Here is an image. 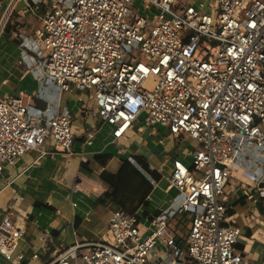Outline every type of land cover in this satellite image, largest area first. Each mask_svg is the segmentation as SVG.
<instances>
[{
  "label": "built area",
  "instance_id": "obj_1",
  "mask_svg": "<svg viewBox=\"0 0 264 264\" xmlns=\"http://www.w3.org/2000/svg\"><path fill=\"white\" fill-rule=\"evenodd\" d=\"M40 2L48 4L40 27L19 36L20 46L42 62L36 96L48 86L87 94L89 113L100 114L115 140L145 115L147 127L194 145L188 165L173 162L169 186L182 198L175 210L150 218L141 233L142 216L115 207L109 241L77 243L41 264H150L158 244L168 264H251L237 247L241 232L224 189L231 170L264 185V0H208L197 7L183 0ZM137 2L158 14L138 15ZM31 4L37 5L30 1L26 12L35 13ZM150 75L157 84L146 90ZM24 98H0V173L46 144L71 154L69 115L34 121ZM183 213L184 237L175 229ZM13 215L0 221V257L23 264L24 228Z\"/></svg>",
  "mask_w": 264,
  "mask_h": 264
},
{
  "label": "crops",
  "instance_id": "obj_2",
  "mask_svg": "<svg viewBox=\"0 0 264 264\" xmlns=\"http://www.w3.org/2000/svg\"><path fill=\"white\" fill-rule=\"evenodd\" d=\"M30 1L17 0L10 5L11 0L6 4L0 0V98L22 94L28 105V114L34 121H42L46 115L56 112L69 115L74 142L71 154L52 152L46 144L41 151H29L16 164L4 168L0 173V221L7 212L14 213L12 220H18L24 228V240L18 249L26 258H31L34 253L39 256V260L28 259L23 264H41L77 243L110 240L108 224L115 206L96 205V201L108 191L100 174L104 170L116 173L121 161H132L133 155L143 157L149 168L161 176L160 180L153 182L137 166L152 184L148 206L137 210L142 216L140 221L148 222L161 212L175 210L182 198L169 186L173 162L179 159L188 165L190 152L185 151L188 148L192 151L194 145L189 139L171 141L166 130L146 129L140 121L115 140L112 128L102 119L95 120L89 113L87 94L75 90L60 92L48 86L43 89L41 97L36 96L41 90L42 62L21 47L19 39L20 35L31 37L41 24L40 21L38 24L34 22L32 15L35 13L26 12ZM183 1L194 7L208 2ZM31 5L37 9V5ZM97 155H109L112 159L104 168L94 161ZM232 180L238 183L237 179ZM229 183L224 197L231 204L229 216L241 232L237 247L251 264H262L264 203L263 215L253 213V220L241 225L240 220L232 215L234 192ZM260 185L250 188V192L262 200L264 186ZM155 249L157 253H152L149 263L168 264L165 246L158 244ZM0 264L9 263L0 257Z\"/></svg>",
  "mask_w": 264,
  "mask_h": 264
},
{
  "label": "trees",
  "instance_id": "obj_3",
  "mask_svg": "<svg viewBox=\"0 0 264 264\" xmlns=\"http://www.w3.org/2000/svg\"><path fill=\"white\" fill-rule=\"evenodd\" d=\"M39 7L43 8V5H39ZM111 159L112 157L109 155H97L94 157V161L104 168ZM131 160L134 163L129 160H122L121 166L116 173L104 170L100 174V180L108 186V191L96 201V205L112 204L131 215L136 214L139 208L148 206L147 198L152 190V184L138 167L153 182L160 180L161 176L149 168L143 157L133 155Z\"/></svg>",
  "mask_w": 264,
  "mask_h": 264
},
{
  "label": "rangeland",
  "instance_id": "obj_4",
  "mask_svg": "<svg viewBox=\"0 0 264 264\" xmlns=\"http://www.w3.org/2000/svg\"><path fill=\"white\" fill-rule=\"evenodd\" d=\"M9 0H4V3L6 4ZM33 1V3L37 4V9H34L35 12V16H33V20L35 23H39V21L41 22V20L39 19V17H43L42 15L45 14L47 12L48 9V4H41V0H31ZM35 5V4H34ZM39 5H43V8L39 7ZM136 13L138 15L141 16H149L151 14H158V11L152 7V6H145V5H141V3L137 2L136 4ZM157 84V78L153 75H150L148 80L146 81V83L144 84L143 88L146 90H153L155 85ZM144 117L145 115H142L139 118V121L142 123L143 127L146 128V124L144 122ZM101 116L98 112H96L95 114V120L100 121ZM147 129V128H146ZM156 130L158 131H162L164 130L163 127L160 126H156L155 127ZM169 139L172 141V137L170 136ZM186 153L191 152V148L186 149L185 151ZM230 189L232 190L233 193V198L231 199L233 201L234 207H233V212L232 215L235 218H238L241 222V225H246L248 223V221H251L252 218V214L256 213L257 215H263V203H264V199H259V197L252 194V192H250V188H257V184L251 181H248L247 179L242 177V172L241 171H230ZM237 179L238 183H236V181H233L232 179ZM228 187L227 186L224 189V196L227 195V191H228ZM257 192V191H256ZM258 193V192H257ZM256 201L254 207H253V202ZM228 206H231V204H228ZM115 208V207H114ZM113 208V210H114ZM112 210V212H113ZM112 215V213H111ZM188 217L187 213H183L181 215H179L176 218V231L179 235L181 236H185L186 232H187V224L188 221L185 220ZM184 220V221H183ZM150 226L149 222L145 221L144 219H142V221H140L139 224V230L142 233L146 228H148ZM21 245V244H20ZM152 253H157L156 249H153L149 252L147 259L148 261L150 260V257L152 255ZM26 259H30L26 258ZM35 263V262H34ZM27 264H33V262H28ZM36 264V263H35Z\"/></svg>",
  "mask_w": 264,
  "mask_h": 264
},
{
  "label": "water",
  "instance_id": "obj_5",
  "mask_svg": "<svg viewBox=\"0 0 264 264\" xmlns=\"http://www.w3.org/2000/svg\"><path fill=\"white\" fill-rule=\"evenodd\" d=\"M260 186H261V187H263L264 185H263V184H261Z\"/></svg>",
  "mask_w": 264,
  "mask_h": 264
}]
</instances>
